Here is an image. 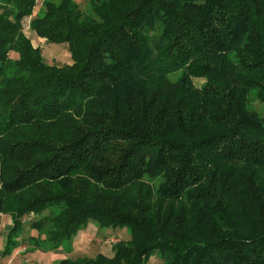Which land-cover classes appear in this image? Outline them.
I'll use <instances>...</instances> for the list:
<instances>
[{
    "label": "trees",
    "instance_id": "16d2710c",
    "mask_svg": "<svg viewBox=\"0 0 264 264\" xmlns=\"http://www.w3.org/2000/svg\"><path fill=\"white\" fill-rule=\"evenodd\" d=\"M35 2L0 0L3 254L34 212L51 250L88 218L130 231L57 264H264V0H43L59 66Z\"/></svg>",
    "mask_w": 264,
    "mask_h": 264
},
{
    "label": "rangeland",
    "instance_id": "374dc122",
    "mask_svg": "<svg viewBox=\"0 0 264 264\" xmlns=\"http://www.w3.org/2000/svg\"><path fill=\"white\" fill-rule=\"evenodd\" d=\"M82 9H86V0H76ZM43 0H36L33 12L30 16H26L22 20L23 32L27 35L34 46L40 48L41 55L44 60L48 63L54 65H63L64 63L71 62V53L65 42H52L49 43L46 39L37 36L30 28V20L36 15H40L43 10L42 5ZM9 56L11 58H16V54L10 52ZM193 84L197 87L202 86L204 83V78H192ZM249 106L256 111H258L264 117V104L258 100L253 92L249 95ZM45 211L44 213H46ZM6 217V218H5ZM41 214L38 213H28L22 217L23 228L18 236L19 246L13 249L10 254L15 257H11V264H16L15 259L20 260L18 264H57V262L62 258H82V257H94L98 253H102L105 256L111 257L113 255L115 244L122 239H129L130 231L126 226L114 227V226H101L93 218H88L86 222L79 228V230L68 240H64L56 249H46L43 246V238L46 237L45 234L39 232L40 230L30 228L29 223L34 220H38ZM0 225L3 226L4 234L0 239V259L1 257H6L3 254L6 243V234L10 230L12 221L9 215L0 214ZM10 220L8 221V219ZM51 224L47 223L41 228L42 231ZM30 237L36 240H30ZM47 238V237H46ZM36 243V244H34ZM25 246L23 250L20 248ZM47 245V243H46ZM45 245V246H46ZM47 247V246H46ZM19 249V250H18ZM62 251V252H57ZM13 255V256H14ZM14 262V263H13ZM7 264H10L7 263ZM146 264H164V260L158 250H155L149 256Z\"/></svg>",
    "mask_w": 264,
    "mask_h": 264
},
{
    "label": "crops",
    "instance_id": "0c3cea01",
    "mask_svg": "<svg viewBox=\"0 0 264 264\" xmlns=\"http://www.w3.org/2000/svg\"><path fill=\"white\" fill-rule=\"evenodd\" d=\"M6 218V217H5ZM1 219V218H0ZM10 220V218L8 219V221ZM3 228V226L2 225H0V236L2 237V235H5L4 234V229H2ZM1 237H0V239H1ZM25 248V246H23L22 245V247L20 248L21 250H23ZM19 250V249H18ZM57 252H62V251H58L57 250ZM63 253V252H62ZM14 255V254H13ZM11 256L12 258L13 257H15V255L14 256ZM11 257H9L8 255L5 257H1V259H0V264H7V263H9L10 262V264H11V261H12V258ZM16 264H18L19 262H20V260L18 259V257H17V259H15V261H14ZM13 262V263H14Z\"/></svg>",
    "mask_w": 264,
    "mask_h": 264
}]
</instances>
